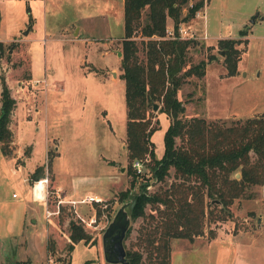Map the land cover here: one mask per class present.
Here are the masks:
<instances>
[{
    "label": "rangeland",
    "instance_id": "obj_1",
    "mask_svg": "<svg viewBox=\"0 0 264 264\" xmlns=\"http://www.w3.org/2000/svg\"><path fill=\"white\" fill-rule=\"evenodd\" d=\"M82 1H59L50 12L47 29L66 25L67 36L72 38V28L83 21L85 25H108L99 15V8L81 5ZM202 1L197 9L199 16L195 12L182 22L194 33L197 42L187 50L186 63L206 58L210 52L216 58L206 63L201 77L190 76L178 88L177 96L184 105L182 114L202 116L207 122L226 125L233 119L263 112L264 20L257 19L264 15V0ZM11 6L8 21L18 23L25 10H30L34 30L23 42L0 40V90L4 83L15 101L7 123L10 141L6 153L1 150L0 140V264H27L22 259L25 255L31 264H45V238L50 235L55 245L48 254L62 264H120L108 263L102 257L100 234L104 226L123 200L138 190L140 183L147 181L148 191L161 184L150 179V172L142 163L140 171L134 168L133 187L121 196L130 179L125 154L124 83L119 77L120 54H115L120 51L122 34L109 39L106 31L93 26L83 35L84 39L46 36L42 1L32 0L28 5L25 0L24 5L18 2ZM83 15L92 16L83 19ZM4 18V3L0 2V38L15 26L4 25ZM249 18H254L255 23ZM108 22L114 25L109 31L112 36L117 33L118 25H122V14L118 18L117 13H112ZM165 24L171 25V19L167 18ZM239 25L247 34L236 31ZM200 32H205V37ZM223 32L233 33L230 38L234 39L247 37L237 61L240 70L231 75L226 74L223 52L220 53L217 39L214 40ZM133 37L141 57L140 41L146 37L137 30ZM242 45L240 41L235 47L240 49ZM111 65L114 67H108ZM159 105L157 102L156 109H150L151 120L157 118V127L150 134L156 157L163 153V134L168 125L165 113L157 110ZM175 142L178 144L180 139L175 137ZM36 160L39 164L34 166L43 165L42 176L47 178L50 194L57 188L62 197L78 199L89 193L101 200L64 202L62 211L44 216L43 202L32 200L29 194L27 165ZM170 173L166 182L171 179ZM259 188L254 185L245 190L243 197L234 198L228 206L230 215L225 219L213 222L204 218L201 233L191 239L170 237L168 263L264 264V201ZM50 194L46 207L51 211L55 202ZM92 216L95 220L85 223ZM69 218L81 222L90 235L86 244L79 241L71 251L65 249L67 240L63 234ZM145 223L142 216L129 218L123 239L124 249L141 252L140 264H149L139 240L140 227Z\"/></svg>",
    "mask_w": 264,
    "mask_h": 264
},
{
    "label": "trees",
    "instance_id": "obj_2",
    "mask_svg": "<svg viewBox=\"0 0 264 264\" xmlns=\"http://www.w3.org/2000/svg\"><path fill=\"white\" fill-rule=\"evenodd\" d=\"M202 4V0L122 1L119 77L124 83L125 154L130 179L121 196L134 185L135 172L131 166L134 160L144 163L150 179L161 183L152 191L146 190L147 181L140 183L138 190L123 200L130 219L138 216L145 219L139 240L149 264H169L170 237L191 239L201 233L204 218L213 222L225 219L230 215L228 206L234 198L243 197L247 188L264 185V111L233 119L226 125L207 122L202 116L182 114L184 105L177 96L178 88L190 76L201 77L206 63L216 57L210 52L206 58L187 64V50L197 42L193 38L167 37L164 28L167 18L176 26L191 18ZM136 30L146 37L140 41L141 57L133 37ZM238 33L247 34L242 27ZM240 41L243 45L239 49L235 45ZM246 42L247 37L217 38L226 74L236 73L240 50ZM157 102L160 103L157 110L168 119L160 157L155 156L150 140L151 132L157 127V118L151 120L150 109ZM14 103L8 88L1 83L0 140L4 153L8 151L7 123ZM175 137L180 139L178 144ZM236 172L238 177L234 176ZM169 173L171 179L166 182ZM42 175L43 165H36L29 173V180L32 182ZM64 206L61 204L59 211ZM65 232L67 251L75 243L86 244L90 239L81 222L74 218L67 219ZM127 232L128 229L125 235ZM54 245L53 236H47L49 252H53ZM125 257L128 264L141 262V252L137 249H125Z\"/></svg>",
    "mask_w": 264,
    "mask_h": 264
},
{
    "label": "crops",
    "instance_id": "obj_3",
    "mask_svg": "<svg viewBox=\"0 0 264 264\" xmlns=\"http://www.w3.org/2000/svg\"><path fill=\"white\" fill-rule=\"evenodd\" d=\"M32 0H27V3L29 5V3L31 2ZM42 1V7H43V11H42V18H43V25H44V29H43V33L46 34V36L50 35L51 37L53 36H61L60 38H63V39H67V40H76V39H84L86 38L85 35L86 33H88L90 31V29L93 27V26H96L95 28L97 27H100L103 31H106V33L108 34V38H116L118 37L120 34H122L123 32V25H118V31L116 34H113L112 36H110L109 34V31H110V27L111 26H114V25H110L108 20L110 19V15L113 13H117V17L119 18L120 17V14H122V1L123 0H84L81 2V5H87V7H92V5L94 6V8H99V15L106 21V23L108 25H85V21H83L81 24H76L74 25V27L72 28V31H71V34L73 35L72 38H70V36H67L68 35V30H67V27L66 25H54L53 28L51 29H47L46 25H50L49 23V16H50V12L55 9V6L58 4L59 1H65V0H40ZM0 2H3L4 3V15L6 14V18H4V25H15L14 28L7 32V35L4 36V38H0V40H4V41H9L11 39H15L19 42H23L24 41V37H26V35L34 30V20H32L29 16V13H30V10H25L24 12V15L22 18L19 19L18 23L16 22H13L12 20H9L8 21V18L10 19V13H12V8L13 6H11L12 4H15V3H22L23 2V5L25 4V0H0ZM208 2V0H207ZM207 2H206V5L207 6ZM30 7V6H29ZM86 11V10H85ZM88 11V10H87ZM27 13V15H26ZM84 13H87V12H84ZM89 14V13H88ZM92 15L90 16H86V15H83L81 16V18H91ZM250 19V18H249ZM258 21L259 20H264V15L262 16V14L259 16V19H257ZM198 22V21H197ZM254 21V18H253V21ZM244 23V20L241 24ZM193 25V24H192ZM190 25V27L192 26ZM199 25V23H198ZM57 26V27H56ZM242 25H239L237 28H236V31L241 28ZM13 27V26H12ZM194 28V27H193ZM48 31H47V30ZM197 29V28H196ZM23 31H26V32H23ZM26 33V34H24ZM105 33V32H104ZM202 33V32H200ZM205 33V32H204ZM204 33H202L204 35ZM20 35V36H19ZM234 36L233 33H230V32H223L220 36H215L214 37V40H216L217 38H222V37H232ZM94 39L96 38H100L101 36H92ZM103 37V36H102ZM213 40V41H214ZM97 51H100V50H97ZM111 51V50H110ZM116 51V50H115ZM116 54V53H115ZM110 68H113L114 66H108ZM95 69V68H94ZM238 69V68H237ZM240 70V69H238ZM258 74V72L256 73V75ZM32 154V149L30 151V155ZM30 155L28 156V159L30 157ZM28 161V160H27ZM26 161V162H27ZM38 163V161L36 160V162L34 164H31V165H27V169H28V172L30 173L32 170L33 167H35L34 165ZM39 164V163H38ZM41 164V163H40ZM57 189V188H55ZM58 190V189H57ZM259 191H260V194H261V198H263L262 200L264 201V185L260 186L259 188ZM58 194L60 195V197L64 200H77V199H73V198H69L68 196H61L59 190H58ZM89 193H86L84 195H82L81 197L85 196V195H88ZM12 195V193H11ZM96 196V195H95ZM80 197V198H81ZM79 199V198H78ZM45 216V215H44ZM33 220V218L31 219ZM64 234V233H63ZM45 251L47 252L46 255H48L49 251L47 249V246H46V238H45V244H44V254H45ZM25 257V258H24ZM22 259H26L27 260V264H31V259L29 258V256H24ZM46 257V256H45ZM44 257V259H45ZM16 259H20V258H17ZM15 259V260H16ZM246 264H250L248 262H245ZM16 264V263H14Z\"/></svg>",
    "mask_w": 264,
    "mask_h": 264
},
{
    "label": "built area",
    "instance_id": "obj_4",
    "mask_svg": "<svg viewBox=\"0 0 264 264\" xmlns=\"http://www.w3.org/2000/svg\"><path fill=\"white\" fill-rule=\"evenodd\" d=\"M190 4V3H189ZM196 15L199 16V11H195ZM201 14V13H200ZM204 13H202L201 15H203ZM164 32L166 34L167 37H177V38H194L195 35L194 33H192V31H190L187 27H185V25L182 24V22H179L176 24V26H173V24H169L166 25L164 28ZM203 37H205V35H202ZM34 82H37V80H34ZM141 162L138 160H134L132 161V166L133 168H135V170L140 171V167H141ZM15 169L11 170V173H14ZM51 191L48 192L47 190V178L46 176H41L38 179L32 180L31 184H30V190H29V194H30V198L32 200H41L44 204V215L47 216L50 213H57L59 211V206L61 204H63L64 202L66 203H74V202H91V201H100L101 198L94 196V195H85L77 200H64L60 197V195L58 194V190H52V194H50ZM48 194H50V196L52 197V199L55 202V209H52L51 211L46 207V203H47V198H48ZM15 194L12 193V196H14ZM81 220L82 217H79ZM48 220V218H47ZM95 219L94 217H89L87 221H85V223L87 222V224H90L91 222H93ZM65 235V234H64ZM45 264H62L60 262V260H58L57 258L51 256L50 254L47 255L46 260H45Z\"/></svg>",
    "mask_w": 264,
    "mask_h": 264
},
{
    "label": "water",
    "instance_id": "obj_5",
    "mask_svg": "<svg viewBox=\"0 0 264 264\" xmlns=\"http://www.w3.org/2000/svg\"><path fill=\"white\" fill-rule=\"evenodd\" d=\"M249 20L252 22L253 18ZM220 53H222V51ZM116 54L119 55L120 51L117 50ZM156 107L157 104L153 103L152 108L156 109ZM121 169L122 167H120V170ZM238 175V172L234 174L235 177H238ZM125 206L126 202L122 203L116 209L100 234L102 257L104 261L108 263L128 264L123 246V239L129 225V215Z\"/></svg>",
    "mask_w": 264,
    "mask_h": 264
}]
</instances>
